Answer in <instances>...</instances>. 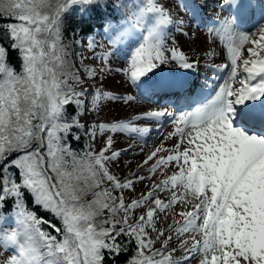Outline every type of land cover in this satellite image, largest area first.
<instances>
[{
    "label": "snow or ice",
    "instance_id": "1",
    "mask_svg": "<svg viewBox=\"0 0 264 264\" xmlns=\"http://www.w3.org/2000/svg\"><path fill=\"white\" fill-rule=\"evenodd\" d=\"M109 7L122 17L119 25L103 17L111 51L97 54L89 36L88 50L102 64L99 70L84 66L81 55L82 77L65 42L64 16ZM214 7L219 11L208 21L196 0L174 6L169 0H0V17L13 21L4 32L22 61L15 71L0 45V209L10 201L12 208L0 215V250L10 253L3 264H108L128 251L121 237L136 244L129 264H264V0H214ZM186 16L225 45L227 63L211 66L226 75L193 111L133 118L170 117L175 127L166 139L177 142L171 148L162 142L147 155L143 164L153 161L148 171L163 178L129 201L125 190L150 177L113 174L121 152L112 150L111 136L98 151L94 144L73 150L72 130L86 126L77 116L69 119L67 108L75 105L82 115L89 102L97 109L105 99H134L89 93L86 86L110 71L108 57L124 47L132 49L126 74L137 88L170 62L192 69L198 61L167 46L172 31L188 35ZM108 131L145 136L150 130L117 121L93 125L87 134L95 141L97 132ZM27 194L62 227L28 210ZM161 213L172 215L167 229L157 228Z\"/></svg>",
    "mask_w": 264,
    "mask_h": 264
},
{
    "label": "rangeland",
    "instance_id": "2",
    "mask_svg": "<svg viewBox=\"0 0 264 264\" xmlns=\"http://www.w3.org/2000/svg\"><path fill=\"white\" fill-rule=\"evenodd\" d=\"M176 2L177 0H169V3H171L173 6ZM210 5L214 7V3H210ZM74 12L80 14L78 9ZM185 20L187 21V17H185ZM0 22L5 24L11 23L13 21H6L4 18L0 17ZM186 31L188 32V35H182L176 31L171 32V36L173 37V39L168 41V48H172L173 46H175L178 50L185 53L189 62L198 61L201 67H205L206 64L212 61V58L222 57V50L216 44V40H211L208 38L207 32H196L191 26L187 27ZM105 36L106 35L104 32L98 33L95 36L97 41V54H105L111 51V45L109 44L108 37L106 38ZM75 41H71V59L74 63H76L77 67L80 68V74L83 77L85 75L84 68L80 64V57L82 53L81 51H79V47L77 49V47L74 46L73 43H75ZM131 51L132 49L129 48V51L124 53V55L115 53L114 55L109 56L106 67L110 68V71L106 70L103 73L99 74L95 79L87 80L86 86L88 87L89 93L91 89H95L94 91L99 90L103 93H108L113 97L132 96L134 97V99L127 103H125L123 99H105L101 102L99 108L92 110L90 109L82 115H78L76 106H74L76 113L73 115L77 116L79 122L86 126L85 128H83L85 133L86 130L88 132L93 125H98V122L106 124L108 122L114 123L117 121H132V123L136 126L147 127L150 130L149 133L145 136H139L136 134L129 135L127 133L119 132L113 133L111 131L105 132L101 135L99 132H97L95 141H92L91 137L86 133L85 135L87 137L88 144L85 145L84 149L82 150H75L77 152H83L87 149V146L89 144H94L96 150L98 151L104 146L107 138L111 136L113 139L112 150L121 152L118 164H113L111 166V171L113 172V174H115L121 180H123L125 177L131 176L133 173H138L141 176L146 175L145 177H150L144 181L136 183L134 185V191L125 190V197L129 201L139 198L142 193H146L149 190V187L154 181L156 183H159L163 178L160 176L159 172L155 175L149 172L151 176L147 174L148 167L153 163V161H150L148 165L143 164V161L146 159L147 155L154 148L160 146L162 142L167 148H171L173 144L177 142L175 138L166 139L168 134L174 131L175 126L172 121L168 123L163 130L158 131V129H160V127L164 124L165 119L168 117H165L159 121L155 119H133L137 116L143 117L146 113L155 110L153 106L154 103L143 99L139 95L138 91H135V86L128 79L126 69L128 68ZM210 51H214L215 55L211 57L206 55V53ZM82 52L85 54V57H87V59L83 61V65L99 70L102 61L94 59L90 56L92 55V53L89 52L88 46L87 49L86 46L83 47ZM199 68V65L196 64L192 69H183L180 68L176 62H170L155 70V73L153 75L157 74V77H161L163 78L162 80H166L171 76H182L181 74L188 73L190 70L198 71ZM201 69L204 70L203 68ZM21 70L22 61L19 64L18 69L15 71L20 72ZM149 79H156V77L151 75V78ZM181 113H177L175 115L179 116ZM160 155H164V153H161ZM138 165L141 167H138ZM171 171L172 169L169 168V174L171 173ZM160 195L166 196L167 194L160 193ZM179 210L180 207L179 205H177L172 210V212L175 213ZM140 211H143V209H140L137 212V215H139ZM177 218L179 219V217ZM171 222V214L167 219H165L164 214L161 213L160 222L157 223V228L167 229L168 225ZM156 247L158 248L160 247V245L156 244ZM179 254L180 253H177V255ZM9 255L10 253L7 252L0 254V264H3V260H5ZM193 264H198V261L194 260Z\"/></svg>",
    "mask_w": 264,
    "mask_h": 264
},
{
    "label": "trees",
    "instance_id": "3",
    "mask_svg": "<svg viewBox=\"0 0 264 264\" xmlns=\"http://www.w3.org/2000/svg\"><path fill=\"white\" fill-rule=\"evenodd\" d=\"M114 0H108V3H113ZM93 13H91L92 15ZM86 17L82 15H77L73 12H69L64 16V37L66 42L75 41L76 39L82 37L84 33L89 29L90 22H87ZM11 41L7 38L4 32V24L0 22V45H3L7 48L8 51V63L17 70L21 59L17 51H12L10 48ZM72 44V43H71ZM75 45V43H73ZM76 113L74 105L67 108V117L70 119ZM87 133V130H86ZM84 129H73L71 135L68 138V143L74 150H82L85 145L88 144V140ZM76 136L80 138L75 139ZM25 204L27 208L34 212L38 218H43L44 220L50 221L52 224H55L57 227H61L60 221L50 212L44 210L42 207L38 206L31 198L30 194H27L25 197ZM11 201L3 209H0V215H3L11 211ZM41 227L45 231H49L53 235H59L51 228L48 224H43ZM120 243L125 245L128 248L127 252H122L115 260L108 259V264H129L131 258L134 257L136 253V244L135 241L128 243L127 237H121Z\"/></svg>",
    "mask_w": 264,
    "mask_h": 264
}]
</instances>
